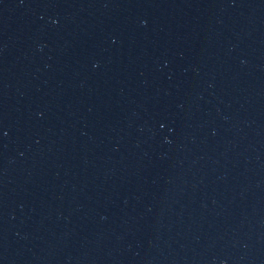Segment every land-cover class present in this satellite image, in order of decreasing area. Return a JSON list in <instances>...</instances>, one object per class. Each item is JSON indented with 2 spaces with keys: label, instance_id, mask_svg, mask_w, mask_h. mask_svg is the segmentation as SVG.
<instances>
[{
  "label": "water",
  "instance_id": "water-1",
  "mask_svg": "<svg viewBox=\"0 0 264 264\" xmlns=\"http://www.w3.org/2000/svg\"><path fill=\"white\" fill-rule=\"evenodd\" d=\"M0 264H264V0H0Z\"/></svg>",
  "mask_w": 264,
  "mask_h": 264
}]
</instances>
